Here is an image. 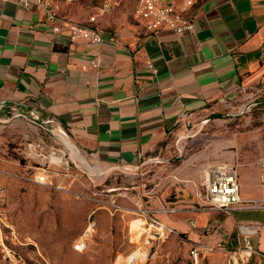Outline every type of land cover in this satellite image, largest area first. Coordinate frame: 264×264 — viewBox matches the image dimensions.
Here are the masks:
<instances>
[{
    "label": "crops",
    "instance_id": "1",
    "mask_svg": "<svg viewBox=\"0 0 264 264\" xmlns=\"http://www.w3.org/2000/svg\"><path fill=\"white\" fill-rule=\"evenodd\" d=\"M55 1L63 17L99 28L101 41H71L36 7L0 0V116L22 115L58 141L63 156L47 164L50 171L136 166L138 154L158 155L180 128L232 107L264 80V0H196L189 9L194 28L182 33L147 30L136 0L108 12L94 0ZM56 146L47 145L49 153ZM32 148L26 156L43 155ZM157 168L174 191L169 214L162 202L152 208L166 225L178 234L225 229L234 246L246 227L264 254V206L201 210L194 194L201 167ZM236 171L240 197L264 203L262 162Z\"/></svg>",
    "mask_w": 264,
    "mask_h": 264
},
{
    "label": "rangeland",
    "instance_id": "2",
    "mask_svg": "<svg viewBox=\"0 0 264 264\" xmlns=\"http://www.w3.org/2000/svg\"><path fill=\"white\" fill-rule=\"evenodd\" d=\"M217 113L223 115L211 113L186 124L165 141L161 153L136 166L69 167L50 171V183L33 178L40 165L54 167L62 146L22 115L0 116V264H232L227 250L233 239L225 229L178 234L152 209L162 202L169 214L173 207L166 204L174 195L171 181L157 167L222 161L234 167L264 165V80ZM30 143L33 152L43 148V155L26 156ZM51 144L58 147L54 154L47 147ZM155 219L165 225L163 234ZM78 242L84 243L81 250L74 248ZM196 245L204 248L194 260L190 249ZM247 264H264V259L253 256Z\"/></svg>",
    "mask_w": 264,
    "mask_h": 264
},
{
    "label": "built area",
    "instance_id": "3",
    "mask_svg": "<svg viewBox=\"0 0 264 264\" xmlns=\"http://www.w3.org/2000/svg\"><path fill=\"white\" fill-rule=\"evenodd\" d=\"M65 1L72 2L73 0ZM94 1H96L100 12H108L119 5L122 0ZM195 1L184 0L181 5H176L165 0H136L135 15L144 19L145 28L149 31L170 29L178 33L187 32L194 28V20L189 14V9ZM15 2L23 7H36L39 9L48 20L52 21L53 30L57 33L66 30L71 41L81 39L94 44L99 43L102 39V32L96 26L63 17L55 0H15ZM89 20L91 22L95 21V16H91ZM92 66H97V62L93 61ZM138 159L142 161L146 158L138 154ZM62 165H69V162L65 161ZM38 171L39 173L33 178L35 182H51L48 180L50 170L47 164L38 167ZM261 182L264 183V174L261 175ZM194 194L197 199V206L201 210H229L234 207L248 208L264 206V203H260L258 200L242 199L240 197L236 167L223 161L201 167ZM154 223L161 229L159 233L163 234L165 225L156 219ZM191 224L194 226V223ZM254 227L251 231H259V226L254 225ZM168 230L172 231L173 229L169 228ZM249 231L246 227L239 230L236 234L234 248L227 250L232 264H247L253 256L264 259V254L256 249L248 235ZM83 247V242L74 244V248L77 250H81ZM201 247L203 246L196 245L190 249L191 256L194 260L198 259Z\"/></svg>",
    "mask_w": 264,
    "mask_h": 264
},
{
    "label": "bare ground",
    "instance_id": "4",
    "mask_svg": "<svg viewBox=\"0 0 264 264\" xmlns=\"http://www.w3.org/2000/svg\"><path fill=\"white\" fill-rule=\"evenodd\" d=\"M88 229H90V228H88ZM133 256H134V255H131V256H129V257L127 258V261H128V262H131V261H132V258H133Z\"/></svg>",
    "mask_w": 264,
    "mask_h": 264
},
{
    "label": "trees",
    "instance_id": "5",
    "mask_svg": "<svg viewBox=\"0 0 264 264\" xmlns=\"http://www.w3.org/2000/svg\"><path fill=\"white\" fill-rule=\"evenodd\" d=\"M223 114H221V113H217V114H213L212 115V117H220V116H222Z\"/></svg>",
    "mask_w": 264,
    "mask_h": 264
}]
</instances>
